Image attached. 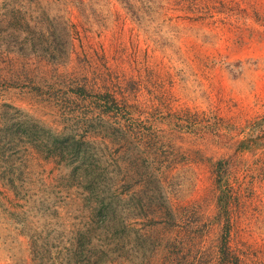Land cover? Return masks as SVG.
<instances>
[{
	"label": "rangeland",
	"instance_id": "rangeland-1",
	"mask_svg": "<svg viewBox=\"0 0 264 264\" xmlns=\"http://www.w3.org/2000/svg\"><path fill=\"white\" fill-rule=\"evenodd\" d=\"M0 264H264V0H0Z\"/></svg>",
	"mask_w": 264,
	"mask_h": 264
},
{
	"label": "trees",
	"instance_id": "trees-1",
	"mask_svg": "<svg viewBox=\"0 0 264 264\" xmlns=\"http://www.w3.org/2000/svg\"><path fill=\"white\" fill-rule=\"evenodd\" d=\"M221 202L223 203V200Z\"/></svg>",
	"mask_w": 264,
	"mask_h": 264
}]
</instances>
